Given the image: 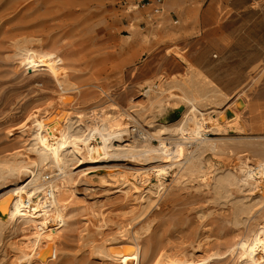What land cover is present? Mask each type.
Instances as JSON below:
<instances>
[{"label": "rangeland", "instance_id": "obj_1", "mask_svg": "<svg viewBox=\"0 0 264 264\" xmlns=\"http://www.w3.org/2000/svg\"><path fill=\"white\" fill-rule=\"evenodd\" d=\"M263 4L164 0L157 14L130 0H0V195L35 177L27 189L38 187L34 201L48 199L51 184L66 199L64 222L53 226L54 257L30 261L34 230L8 223L0 226V264H110L104 248L135 246L133 236L138 264L178 247L199 264H244L240 246L264 231ZM54 37L59 52L52 59L78 89L62 92L21 60V46ZM55 114L73 130L129 122L128 133L113 139L105 159L74 162L60 174L32 149L35 121L46 124ZM202 116L214 132L185 135L182 154L161 153L158 127L175 151L183 136L177 129H195ZM248 167L254 174L245 184ZM47 214L50 221L53 210Z\"/></svg>", "mask_w": 264, "mask_h": 264}, {"label": "bare ground", "instance_id": "obj_2", "mask_svg": "<svg viewBox=\"0 0 264 264\" xmlns=\"http://www.w3.org/2000/svg\"><path fill=\"white\" fill-rule=\"evenodd\" d=\"M47 27L48 26H46L44 28L45 32L47 31ZM32 32H34V30ZM40 34H42V32H40ZM41 41L39 40V42H41L40 46H35V48H33V49L32 48L27 49V48H25V46L24 47L21 46L22 51H23L20 54L22 57L21 60L24 63H27V66H29L30 68H33V70L35 72H36V70L38 71V69H40L41 75L49 74L52 77V79L54 80L55 84L61 88L62 92L67 91V90H75L77 88V86L72 84L71 75H70V73L69 74L67 73L69 71L65 70L62 67H59L58 64H55V61L53 59H56V57L52 59V55H56L59 52L58 51L59 50V47H58L59 39L54 37V38H52L51 41H48L47 39H44V41H43V39H41ZM61 54L63 55V53H61ZM58 60H60V58ZM63 65H65V63ZM41 68H43V69H41ZM43 70L45 72H42ZM69 98H71V97H69ZM191 100H193V99H191ZM192 102H193L192 108L191 107L190 108L195 110V111L198 110V108H197L198 105L196 106L194 100ZM57 104H59V103H57ZM61 113H65V112H61ZM58 114H60V113H58ZM58 114L53 115L52 119H50L48 121V123H46V124L43 123V121H42L43 118L42 119L40 118V120L38 119L37 121L34 120L36 123H35V125L33 123L34 126L31 129V136H33L32 143L35 146V148H32L34 146H31V148L33 150L35 149L34 152L36 154L35 158L37 157L36 158L37 161H39L41 164L45 163L46 165H48V164L53 165V167L57 168L60 171V174L62 173L64 175H67L68 171L66 169H68V167H70V165L73 164L74 162L75 163L79 162V164H80L83 161H85L86 164L94 165V164L100 162L101 160L105 159L108 156V154L113 152L111 150L113 148V145H112L113 139L116 137H119V138L125 137L126 134L128 133L129 122H124V123L122 122L121 124H118V125L116 124V126L114 128H110L106 122H104V123L101 122V124L96 126V127L92 126V128H88V127L84 126L85 128L79 127V128H77V130L76 129L73 130V127L71 125H68L66 123V125H68V126L64 127L63 125H65V123L64 124L62 123L63 124L62 125L59 122L60 121L59 119L62 116L60 118L58 116H60L62 114H60V115H58ZM191 114L194 115L193 112ZM195 115H196V113H195ZM195 115L193 117H195ZM202 115H204V114H202ZM203 117L204 116H202V118ZM65 118H66V116H65ZM65 118H63V119H65ZM66 119H68V118H66ZM190 119H191V121L189 119L188 120L190 122H192L193 119L192 118H190ZM214 119H216L215 116H214ZM204 120H205L204 118L202 121L197 119L198 124L196 125L195 129H192V130L188 129L187 130L186 128H184V125L177 129L178 133L183 134V136L179 137L178 138L179 141L175 142V145L177 147V148H174V150L176 149L175 151L168 150L166 144L164 143V140H165V137L163 136L164 128L158 127V129L155 130L156 132L154 134H157L158 138L160 137L161 153L163 152V153H165L164 155H168V156H172V157H174V155H172L171 152L182 154L181 148H178V146H179L178 144L179 143L181 144L182 139L184 140V139H186V137L194 136L195 134H196V136L200 135L203 128L205 129V131L207 130V132L216 130L215 125L211 123L212 121L211 122H204ZM235 120H236V118H235ZM189 121L188 122L186 121L187 123L185 126H187ZM228 121H230V120H228ZM183 123H184V120H183ZM185 135H188V136L185 137ZM194 138H197V137H194ZM98 139L101 140V142H102L101 145L97 142ZM208 145H210V144H208ZM153 158H156V157H153ZM10 162H12V161H10ZM16 164H18V162ZM33 164H35V163H33ZM20 165H22V164H20ZM23 165H25V164H23ZM12 166L16 167V165H11V167ZM28 168H30V167H27L26 168L27 171L26 170L25 171H26L27 175H29L28 177L30 178L32 175V171L28 170ZM18 169L20 170L21 167H19ZM151 169H153V171L155 173H157V176H161L162 174H165L163 171L166 170V168H164V167H152ZM259 170H260L259 174L264 175V167L262 166L261 168H259ZM5 171L9 172V176L15 175V174H17V176H18V170L17 169L7 168ZM253 171L254 170L251 167H248V171L246 173L247 178H244V180H243L245 182V184L247 182H250L249 178L253 177L252 176L254 174ZM2 172H4V170ZM37 172H38V170H37ZM37 172H35V173H37ZM256 174H258V172ZM38 175H40V174H38ZM3 176L5 177V175H3ZM255 176L256 175H254V177ZM0 178H1V176H0ZM34 178L35 177H32V179L28 180L23 185H21V186L19 185L18 187L11 189L10 191L8 190L7 193L3 192V194L0 195V226L4 225V224L12 223V224H15L17 227H20L22 230H27V231L34 230L33 237H31V239H29V242L31 243L32 248L29 249L28 253L26 252L25 256L27 255V258L33 262H34V259H37V258L41 259L42 261H48L54 255L53 252H55L54 247H53V237H54V235H57V231H56V228H53V226H56L57 224L64 222L63 221L62 204L66 199L62 198L63 195L60 197V195L53 192L51 198L49 200L46 199L45 201H43V203H39L40 200L34 201L33 198L36 195V191H37L38 187H36L35 188L36 190H34L33 192L31 191V193H28V191H27V189L30 187V185L35 182ZM253 181L255 182V180H253ZM256 182L258 183L259 181L256 180ZM48 185H50V184H48ZM49 187H51L52 191L55 190V185L51 184ZM261 197H262V195H261ZM262 200H263V197H262ZM49 209L53 210V216H52V219H50V221L47 220L49 222L48 223L46 221V219H47V215H48L47 213H48ZM65 223H66V221H65ZM45 229L47 232L44 231ZM260 229L264 230V226L261 225ZM263 232L264 231L254 232V234L251 236V238H249L247 244L244 243L245 245L240 246V250L242 251V255H243L242 257L244 259V264H264V236H263ZM28 234H30V233H28ZM28 238H30V237H28ZM132 240L135 242V246L130 245V244H126L123 246H120V245L119 246H116V245L115 246H109V247L104 248V251H102V254L104 255V257L106 259L109 260L110 264H138V262L141 261L140 243H139L137 236H133ZM31 245L29 244V246H31ZM178 248L174 251H171L170 253H167V254L161 253V255H160L161 257L160 258L158 257L159 259H157V260L155 259L156 255H151L150 257H148V263L149 264H199L200 263L201 260H195L194 256L188 255L187 253H185L184 247H181L179 249ZM164 253H166V252H164ZM147 255H145L144 257H146ZM216 255L218 256V253H216ZM213 256H214V254H213Z\"/></svg>", "mask_w": 264, "mask_h": 264}, {"label": "built area", "instance_id": "obj_3", "mask_svg": "<svg viewBox=\"0 0 264 264\" xmlns=\"http://www.w3.org/2000/svg\"><path fill=\"white\" fill-rule=\"evenodd\" d=\"M164 3V0H130V5L138 10H144L147 7H152V13L159 14L162 10V5ZM262 10L264 12V4L262 5ZM53 194V191L50 188H46V196L48 199L51 198Z\"/></svg>", "mask_w": 264, "mask_h": 264}, {"label": "water", "instance_id": "obj_4", "mask_svg": "<svg viewBox=\"0 0 264 264\" xmlns=\"http://www.w3.org/2000/svg\"><path fill=\"white\" fill-rule=\"evenodd\" d=\"M182 109H183V108H178V109H176V115H177V116L182 112ZM225 118H226V117H225ZM225 118H223V119H225Z\"/></svg>", "mask_w": 264, "mask_h": 264}]
</instances>
